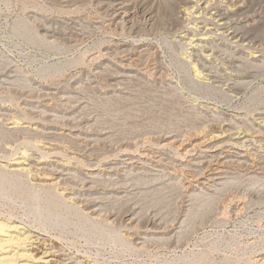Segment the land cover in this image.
<instances>
[{"label":"rangeland","instance_id":"rangeland-1","mask_svg":"<svg viewBox=\"0 0 264 264\" xmlns=\"http://www.w3.org/2000/svg\"><path fill=\"white\" fill-rule=\"evenodd\" d=\"M92 1L85 0L76 6L64 0H0V70L6 69L5 71H0L2 72L0 73V162L9 159L8 157H12L16 152L25 148L29 149L31 147L34 150L38 148L35 144H39V140L37 139L39 137L35 135V133L34 136H32L33 133H30L29 130L10 129L13 125L12 120L14 119L26 123L25 125H33L36 123L41 129L48 127L46 129L47 131L53 130L56 131V133L64 132L66 134L72 132L74 134V139L68 135L70 138L66 137V139L64 137L65 139H62L61 142L63 146L66 143L65 145L67 146L65 148L70 152H74L77 149V151H75L76 153H71L70 157L74 154L76 157L80 156V158L78 157L79 159L74 158V160L78 162L72 159L70 164L73 163V166L76 168H83L85 171L91 168L96 169L99 174L95 176L97 178H95L96 180L93 181V179L85 175V180H92L95 185L97 184L96 187H99H97V189L94 184L92 185L95 187L91 188V192L94 194L92 195L100 197L99 200L103 203V206L106 207V209H104L106 215L112 212L110 209H113L114 212L116 211L115 213H119L123 217L119 215L120 218L117 220H120L117 223H113L112 226H109L113 231L112 238H109L103 231L97 232L95 235H88L75 231L76 226L74 221L77 215H71V223L67 228L52 229L51 233L60 235V241L63 244L69 246L72 250L74 249L75 252L79 250V253H87L84 255H89L88 257H91V259L98 264H245L247 260H254L264 252V181H260L261 183H251L249 180L250 178L246 176V178L248 177L247 180L243 177L242 182L246 180L248 184H246V181H244L245 183H240V181L239 183H235L236 185L234 184L225 189H215L219 186L211 189L205 187L204 190H206V193H215V191H218V196L215 197L210 207L207 205H204L205 207L202 205L199 207L201 209V214L197 216L198 218L195 217L190 219L188 218L189 216H187V210L191 202L188 197H185L186 187L184 183L188 180H193L195 175L199 178L208 176L211 168L217 166L216 163H218L217 159L219 158L216 157L215 159L216 155L213 152H209V154L206 155V153L202 152L200 149L195 150V152L193 151L190 155L182 154V150H178L174 147H167L161 150L158 148L157 139L161 135L174 133L178 135L179 139L181 138L182 140L183 136L186 140L188 133H193L192 131L195 129L196 125L198 126L201 119L207 120L206 116H208V114H216L214 109H211L213 110L212 112L211 110L207 112V110L205 111V107L202 108L199 106V110L198 104L200 105L202 102V104L210 105L217 102L216 104L219 103L221 105V103L225 101L222 105L225 106L227 104L226 106L231 109L240 111L241 108L242 111L245 109V112H248L246 118L248 122H250L249 124L257 128V125L253 124L249 114H253V111H256L257 108L263 107L262 109L264 110V103L260 106L257 105L259 107L256 105L254 107L249 104L255 90L259 86L264 85V79L262 78L260 80L261 77H259L257 81L255 79L254 82L247 87L248 89L246 88L245 91L243 90L245 93L241 92L242 94H239V97L237 96L235 98L228 97V100L227 98L222 99L219 94H212L205 90L193 88L185 72L178 64V60L181 59L185 51H190V48L187 47L186 44L183 45L180 40L184 34V30L196 24L194 19L188 20L181 18L180 6L183 4V0H170V2L166 0L164 3H161L158 9L159 24L158 20L153 24L152 21L145 18L146 13L143 10L144 6L138 5V8H136L137 10H135V20H137L136 22L139 21L138 25L139 27L141 26L139 34L130 32L126 25H123L124 28L122 26L114 28L115 26L109 25L107 20L108 13L102 10L103 13L99 9L96 1ZM200 1L203 3L206 0ZM209 1L219 4V2L224 3V1L227 0ZM231 1L233 3L236 0ZM244 1L249 7H247L249 10L247 14L254 15L255 13L256 15H264V9L259 6L262 0ZM200 11H202V9ZM204 12L202 11L201 14L202 17H205L202 18V22L198 23L197 27L206 23V20L209 19L206 17L211 16L210 14L212 11ZM234 17H236V20L238 18L240 20L241 18V16ZM19 19H24L29 24L31 23L30 25L40 34V27L45 24L55 30L61 31L64 36L57 39L58 43H56L57 47L55 48L48 47L45 43H30L22 35L14 32L15 23H17ZM163 21L167 23L165 24ZM257 24H260V22ZM204 30V28L200 27L196 33L205 32ZM213 34L214 33L209 34L212 39L209 47L211 51L215 47L216 49L212 51L215 53L211 56L212 58L205 59V61L209 67L215 65L218 67V64L222 65L224 58L236 57L234 52L236 48L230 43V40L227 42V37H222V35H218V33H215L214 36ZM64 37L65 39H63ZM43 38L47 39L48 37L44 36ZM76 38L77 40H75ZM217 38H219V40ZM128 39L130 41L136 39L139 40L140 43L143 41L142 43L149 44L150 48L148 47V50H146L148 52H143L141 54V59L140 56H138L139 61H137L138 59L131 62H129V60H121L128 58L130 55L121 52L116 47L115 42L129 41ZM184 40L186 41V39ZM106 47L111 48L109 52L104 50ZM253 47V50H258L259 48V51L262 50L261 52L264 53V38L261 39L257 37L253 42ZM217 49H219L218 52L216 51ZM228 52H231V55H229L230 53ZM227 54L228 56H226ZM57 57L68 59L71 63L69 62L64 65L60 71H53L46 74L42 73L44 66L56 61ZM120 60L122 63H131V69H135L139 71V73H133L132 76L120 78V72L117 71L120 70ZM135 62L139 64H135ZM216 62L218 64H216ZM217 67L211 69L216 70ZM221 68L223 67H218L219 70L217 69L216 71L221 73L222 77L225 78H222V80L224 79V81H227L226 78H229V76L227 72L225 73V70ZM22 74L25 75V77L27 76V80L30 83L27 87L19 85L18 83L17 76ZM46 87L50 89H44ZM219 89L228 91L226 87ZM50 93L52 95H50ZM228 93L230 92L228 91ZM260 95L264 98V91L260 92ZM246 105L248 108H246ZM255 111L254 115H256L258 110L256 113ZM204 116L206 119H204ZM210 127L215 129L216 132L218 131L215 125H210ZM261 127H259V129L263 131L260 133L263 138H261V136L258 137V140L255 141L257 145L253 141L251 145V141L246 142L244 147H242V144L236 143L233 149L238 147L240 151L247 154L246 159L248 158L251 164L253 163L256 166H261L262 168L260 171H264V162H261L264 159L262 158L264 157V125ZM59 128H61L62 131ZM28 132L31 136H29L30 134H28ZM98 132L107 135L108 138L100 141L92 140L96 139V136L99 134ZM257 134L259 135V132L254 135ZM78 136L79 138L77 139L76 137ZM211 137L212 135H208L200 140L204 142L207 141L206 143H208L212 141ZM33 138H36V143ZM130 138L131 142L133 141L134 144L130 149V154L134 153V155H137L145 149H151L153 151L152 153L149 152L147 159H145L146 157L144 158L148 163L145 167L135 168V165L125 163L121 160L124 157L121 143L130 142ZM260 140H262L263 144H260ZM118 141L121 143H118ZM32 143L35 144L33 145ZM78 143H80V146ZM77 147H80V150ZM187 148H192V145H188ZM227 148L229 147L226 146L225 149ZM256 150L260 153H256ZM84 151L86 155L83 153ZM212 153L214 155H212ZM180 154L183 158L179 156ZM194 156H198L199 158L197 159L200 161L196 167L188 162V160ZM62 157L64 158L65 156ZM175 157H177V159L180 158V160L184 162V165H179ZM257 158L259 160H257ZM64 159L65 163L70 160H68V156ZM254 160L256 161L255 163L253 162ZM108 162L117 163L115 169L111 172H105L103 170L104 164ZM79 164H81V167ZM226 164H228L227 167H229V171L232 167H241L240 165L237 166L238 164L236 161L234 164L231 161ZM88 165L90 166L88 167ZM118 166L119 169H117ZM132 167L134 169H132ZM186 167L189 169H186ZM200 168H202L200 172L201 175L199 173L201 170ZM202 172L205 173L202 174ZM184 175H186L185 178ZM197 176L196 178H198ZM79 178L80 177H78V180L76 178V180L79 181ZM101 178H103V180ZM111 179L114 182H112ZM195 179L193 181H195ZM173 182L179 187L177 191H173L170 188L174 193L167 188L170 184L172 185ZM158 186L160 191L164 190L165 193L166 190V193H169L171 198L168 196L170 199L167 200L169 201L166 200L162 203L154 202L151 204L149 203V205L148 200L151 198V194L158 189ZM104 188H106V190H104ZM104 192L112 198H109ZM114 195L122 197H114ZM103 198H106V200ZM26 199L25 195L2 192L0 189V216H13L19 220L21 218V220H23L24 218V222L34 224L31 221H34L35 218L29 215ZM107 204L109 205L107 206ZM132 207L133 210L137 212L139 222L135 225V228H132V230L130 229L133 238L131 239L132 244L129 245L115 241L114 237L118 233L117 231H119V233H126L127 229L125 227L127 226L125 218L128 213L133 211ZM155 220L157 224L159 223L158 221H160L158 224L159 226L151 228V223ZM188 220L192 221L190 222ZM188 222L192 224H187ZM149 228L150 230H148ZM143 236L144 238H140ZM137 241H140L143 245L140 243L138 246L134 244ZM143 241L146 242L143 243Z\"/></svg>","mask_w":264,"mask_h":264},{"label":"bare ground","instance_id":"bare-ground-1","mask_svg":"<svg viewBox=\"0 0 264 264\" xmlns=\"http://www.w3.org/2000/svg\"><path fill=\"white\" fill-rule=\"evenodd\" d=\"M64 1L77 6V4H80L85 0H64ZM90 1H92V0H90ZM95 1H96L97 5L99 6V9L101 11L104 10L105 13L106 12L108 13V16H107L108 19L107 20L109 22V25H113V27L115 26L114 28H118L120 26L123 27V25H126L128 27V29L130 30V32H132L134 34H139V32L141 30L140 29L141 26L139 27V25H138L139 21L136 22L137 20H135L136 19L135 18V10H137L136 8H138V5L144 6L143 10L146 13L145 18H148V20L152 21L154 24L158 20L159 6L161 3H164L166 0H95ZM169 2H170V0H169ZM173 3H176V2H173ZM166 6H167V4H166ZM259 6H261V8L264 9V0H262L261 4ZM78 7H79V5H78ZM247 7H248V5L245 4L244 0H236L233 3L231 0H227V1H224V3L219 2V4L218 3L217 4L211 3V1H209V0H206L203 3L200 0H183V4L180 6L181 18L182 19H188V20L194 19L196 24L189 26L187 29L184 30V34L182 35V38L180 40H181V43H183V45L186 44L187 47L190 48L189 49L190 51H188V52L185 51V53L183 54L181 59L178 60V64H179L180 68H182V70L185 72L186 77L188 78V81L193 88L198 89V90H205V91L212 93V94H219L222 99L227 98V100H228V97H231V98L232 97L235 98L237 96L239 97V94H242L241 92H244L245 89L249 85H251L255 79H256V81L259 77H261L260 80L262 78L264 79V53L261 52L262 50L259 51V48H258V50L252 49L255 47V46L253 47V42L257 37L261 38V39L264 38V15H262V14L256 15L255 13H254V15H249V14H247V12L249 11L247 9ZM70 8H71V6H70ZM201 9L203 12L204 11H206V12L212 11V12L210 14L211 16L206 17V18H209L208 20H206V23L204 22L205 24H202L199 27H197L198 23H201L202 18L205 17V16L202 17V14H201L202 11H200ZM172 10H174V9H172ZM234 16H237V17L241 16V18H240V20H239V18L236 20L235 19L236 17H234ZM242 17H243V19H242ZM259 22H260V24H257ZM159 23H160V21L158 20V24ZM163 23H165V22L163 21ZM30 24L24 19H19V21L17 23H15V26H14V32L22 35L30 43H41V44L45 43L48 47L55 48V47H57L56 43H58L57 39L62 38L64 36L61 33V31L55 30L54 28L47 26L45 24L44 25L40 24L41 25L40 32H41L42 36L50 38V39H48V38L45 39ZM200 27L204 28L205 32L202 31V33H199V32L196 33V31H198V28L200 29ZM210 33H214V34L218 33V35H222V37L223 36H225V38L227 37L228 38L227 42H229V40H230L231 41L230 43H232V45L235 46V48H236L235 51L232 49L235 52V55H236L235 58H224L222 65L218 64L216 62V64H218L219 68L223 67L221 69H224L225 73L227 72L229 78H226L227 79V81L225 80L226 82L224 81L225 78L222 77V74L216 71L218 69V67L216 65L213 66L214 68L217 67L216 70H213V69H211L213 67L211 65H210L211 67H209L205 61V59H209L215 53V52L213 53L212 51L216 49L214 47V49H212V51L210 50L209 44L212 41L211 36H209ZM141 34H142V32H141ZM214 34H213V36H214ZM63 39H65V37ZM66 39H67V36H66ZM184 39H186V41ZM217 39L219 40V38H217ZM75 40H77V38ZM142 42L140 43L139 40H136V39H134V40L132 39L131 41L130 40L129 41H116L115 42L116 47L121 52L126 53L127 55H130L128 58L121 59V60L122 61L129 60V62H131V61H135V59H138L137 61H139L138 56H140V59H141V54L143 52H145L146 50H148V47H149L148 43H142ZM216 45H217V43H216ZM110 49L111 48L106 47L104 50L109 52ZM220 49H221V47H220ZM218 50L219 49H217L216 51L218 52ZM222 50H223V48H222ZM146 52H148V51H146ZM217 52H216V54H217ZM221 52H224V51H221ZM225 53H227V52H225ZM228 53H230L229 55H231V52H228ZM233 54H232V56H233ZM226 56H228V54ZM232 56H230V57H232ZM148 57H149V55H148ZM122 61H121L120 67H119L120 70H117L120 72V78L132 76L133 73H139V71H136L135 69L134 70L131 69V67H130L131 63H129V64H127L126 62L122 63ZM69 62H70V60H68V59H62L60 57H57L56 61L48 63L44 66V68L42 69V73L46 74V73H50L53 71H58V70L60 71V69H62V67L64 65L68 64ZM5 63L8 64L7 62H5ZM136 63H138V62H135V64ZM143 63H144V61H143ZM219 65H221V66H219ZM7 67H8V65H7ZM1 70H4V69H1ZM221 72H222V70H221ZM0 73H2V72H0ZM22 73H24V72H22ZM14 74H16V73H14ZM144 74H145V72H144ZM163 74H165V73H163ZM17 77H18L17 80H18L19 85H23V86L27 87L30 84L27 80V76L25 77V75L22 74V75L17 76ZM158 77H159V75H158ZM163 78H164V76H163ZM222 78H224V79L222 80ZM223 87H226L230 93H228V91H224V90L219 89V88H223ZM44 89H50V88L46 87ZM25 90H26V88H25ZM263 91H264V85L259 86L255 90V92L253 91L254 93L252 94L251 101H250L249 105H252L254 107H255V105L256 106L262 105V103H264V98H263V96L260 95V92H263ZM44 93H47V92H44ZM50 95H52V94L50 93ZM55 95H57V94H55ZM209 100H211V99H209ZM229 100H230V98H229ZM206 101H208V100H206ZM232 102H233V100H232ZM202 103L200 105L197 103L198 109L200 107H202V108L205 107V111L207 110V112H210L211 109H214L215 110L214 112H216V114L210 113V114H208V116L205 115L207 117V120L201 119V121H199L198 126L196 125L195 129L192 131L193 133H190V134L188 133L186 140L183 138V136H182V140H181V138L179 139L178 135H175L174 133L173 134L170 133L169 135H161L157 139L158 148L161 150L164 148L166 149L167 147H174L178 150H182V154L190 155L193 151L195 152V150L200 149L202 152L206 153V155L209 154V152H213L216 155L215 159H216V157L219 158V159H217L218 160V163H216L217 166L211 168V171H210L208 176H204V177L199 178L197 175H195L196 172L194 171L195 176H194L193 180L196 178V176L199 179L196 178L195 181L188 180L186 183H184V185L186 187L185 197H188L190 199V202H191V204L189 203L190 207L187 210V216H189L188 218H190V219H193L195 217L198 218L197 216L199 214H201V209L199 207L201 205L202 206L207 205L210 207V205L213 203L215 197L218 196L217 195L218 191H215V193H206V190H204L205 187L207 189H211L213 187L219 186V187H216L215 189H217V188L225 189V188L233 186L237 182L239 183L241 181L240 183H243L244 181L247 180L248 177L250 178L249 180L251 181V183L252 182H254V183L258 182L259 183L260 181H264V171L263 170L260 171V169L262 167L259 165L256 166L253 163L251 164V162H249L248 158L246 159L247 154H245V152L240 151V149L238 147H235V149H233L234 145L236 143H240V144H242V147H244L246 142L251 141L250 142V145H251L252 141L255 143V141L258 140V137L261 136L260 133H262L263 131H262V129H259V127L264 125V110L262 109L263 107L257 108V107H259V106H257L256 107L257 109L255 108L256 111L258 110L257 113L253 109L255 111L256 115H254V111H253V114H251V113L249 114V116H251V118H252L251 120L253 121V124L257 125V128H258L257 129V128H254V126L252 124H249L250 122H248V120L246 118L248 116V114H247L248 112H245V109L243 111H242V108H241V111L237 110V109H231V108L226 106L227 104L225 105L226 106L225 107L224 105H222L223 103H221V105H220L219 103L216 104L217 102L216 103L212 102L213 103L212 105L202 104ZM228 105H230V104H228ZM246 108H248L247 105H246ZM239 109H240V107H239ZM250 110H251V108H250ZM212 111L213 110H211V112ZM201 112H199V113H201ZM253 115H254V117H253ZM205 116H204V119H206ZM11 117H12V115H11ZM40 121H43V120H40ZM44 121H47V120H44ZM10 122H11V120H10ZM12 123H13V125L10 127L11 130H14V129L15 130L22 129L23 131L29 130L30 133L31 132L33 133L32 136H34V133H35V135H37L40 139L37 138L39 140L38 141L39 144H35L36 138L35 139L33 138L35 141L34 144L36 146H38V148L36 146H34L37 148V150H34L31 147L29 149L25 148L19 152H16V154L13 155L12 157L10 156L11 158L8 157L9 159H7V157L5 156L7 160L1 159L2 161L0 162V189L2 192H9V193L11 192L12 194H18L19 193L21 195H25V197L27 198L25 201L27 203L29 215H32L35 219H34V221L33 220L31 221L34 224H32V223L28 224V223L23 221L24 218H23V220H21L22 218L19 220L16 217L14 218L13 216H11V217L10 216L9 217L0 216V264H98L93 259H91V257H88L89 255L88 256L84 255L87 253H84V254L79 253L80 252L79 250H77L78 252H75L74 249L72 250L69 246L63 244L60 241V239H61V237H59L60 235L51 233L52 229H57V228L65 229V228H67V226L71 223V220H70L71 215H77V218L74 221L75 226H76L75 231L82 232V233L88 234V235H95L97 232L103 231V232H105V234L109 238H112L111 236L113 235V231L109 228V226H112L113 223H115V222L117 223L120 220V219L119 220H117V219L120 218V216H122V215H120L119 213H115L116 211L114 212L113 209H110L109 207H107V208L112 210V212H110V214L107 213L108 215H106L104 213V209H106V207L103 206V203H101V201L99 200L100 197L93 196L94 194H93V192H91V190H92L91 188L94 186L96 187V185H97V184L95 185V183H93V181L97 179L95 176L98 174V171L96 169H92V168L88 169V171L87 170L85 171L83 168H79V167L76 168L75 166L72 165L73 163L70 164L72 162V159L74 160V158H76V159L78 157L80 158V156L76 157L74 154V155H72V157H70L71 153L73 154L75 151H77V149L74 152H70V151H68L67 148H65L67 146V145H65L66 143L63 146V144L61 142H62V139H65L66 137L68 138L69 137L68 135H70V137H72L74 139V134L72 132H69L66 134L64 132L56 133V131H53V130L47 131L46 129L48 127L41 129V127L37 126L38 124H36V123L33 124L32 122L31 123L33 125H25L26 123H22L20 120H17V119L12 120ZM44 124H46V123H44ZM210 125H215V128H218L219 132L218 131L216 132V130L213 129L214 127L212 126L213 128H211ZM52 127H53V125H52ZM59 129L61 130V128H59ZM29 132H28V134H30ZM257 132H259V135L258 134L254 135ZM100 133L98 134L99 136L98 135L96 136V139H92V140H99L100 141V140H106V138H108L107 135H103ZM166 133H167V131H166ZM182 133H180V134H182ZM25 134H26V132H25ZM92 134H94V133H92ZM208 135H212V137H211L212 141L211 142L206 143L207 141L204 142V141L200 140L201 138L203 139V137H206ZM29 136H31V134ZM111 137H109V138H111ZM127 137H129V136H127ZM76 138L78 139L79 136ZM124 138H126V137H124ZM261 138H263V137L261 136ZM232 140H234L235 142ZM260 141H261L260 142V144H261L262 140H260ZM65 142H67V141H65ZM75 143H76V141H75ZM93 143H94V141H93ZM118 143H121V142L118 141ZM211 143H212V145H211ZM30 144H31V142H30ZM78 144L80 146V143H78ZM188 145H192V148H187ZM132 146H134V144H133V141L131 142V138H130V142L128 141L127 143H121V148L123 150L122 152H124V157L121 160L125 163L135 165L134 166L135 168L145 167L148 164L145 159H147L149 152L152 153L153 151L151 149H145L142 152H139L137 155H134V153L130 154V149L132 148ZM226 146L229 148L225 149ZM247 147H248V144H247ZM84 148H86V147H84ZM78 149L80 150V147ZM133 151H131V152H133ZM256 151L255 152L258 153V150H256ZM158 152H160V151H158ZM248 152H249V150H248ZM83 153L85 154V151ZM213 153H212V155H214ZM249 155H250V153H249ZM253 155H254V153H253ZM62 156H65V157L68 156V160L70 159L69 160L70 162L67 161V163H65L64 162L65 157L63 158ZM179 156H181V154ZM177 157H175V158L177 159ZM197 158H199V157L194 156L190 160H188V159L187 160L189 163L195 165V167H196L200 162V161H198ZM262 158H264V157H262ZM176 159H174V160H176ZM86 160H87V158H86ZM257 160H259V159L257 158ZM74 161H76V160H74ZM176 161H177V163L179 162V165H181V166L184 165V162L182 160H180V158H178ZM185 161H186V159H185ZM209 161H210V159H209ZM230 161L233 164L236 161L238 164L237 166L240 165L241 167H238V168L232 167L231 170L229 171L228 170L229 167H227L228 164H226V163H229ZM76 162H78V161H76ZM253 162L255 163L256 161L254 160ZM261 162H264V159ZM116 164H117L116 162L105 163L103 166V170L105 172L106 171L111 172L115 169ZM191 164H189V165H191ZM80 165L81 164H79V166ZM230 165H232V164H230ZM89 166L90 165H88V167ZM206 166H208V165H206ZM85 167H87V166H85ZM91 167H93V166H91ZM204 168H206V167H204ZM117 169H119V166L117 167ZM132 169H134V168L132 167ZM181 169H183V168H181ZM186 169H189V168L186 167ZM194 169H196V168H194ZM200 169L201 170L199 171V173L202 171V168H200ZM99 171H101V170H99ZM204 173L202 172V174H204ZM225 174H227V175H225ZM85 175L88 178L93 179V181L92 180L91 181L85 180ZM200 175H201V173H200ZM185 176L186 175H184V178H185ZM246 176H248V177L246 178ZM78 177H80L79 181H77ZM243 177L246 178V180H244L242 182ZM76 178H77V180H76ZM188 178H190V177H188ZM101 179L103 180V178H101ZM182 179H183V177H182ZM102 180H100V181H102ZM111 181H112V179H111ZM179 181H181V180H179ZM24 182H26V183H24ZM108 182H109V180H108ZM112 182H114V181H112ZM120 183H122V182H120ZM93 184H94V186H92ZM246 184H248V182ZM101 186H103V185H101ZM181 186H182V183H181ZM112 188H114V187H112ZM167 188H169V190L171 188L173 191L174 190L177 191L179 187L177 186V184H175V182H173V184L172 185L170 184ZM180 189H181V187H180ZM220 189H219V192H220ZM104 190H106V188H104ZM157 190H155L156 192L154 191L151 194V198L148 200V204L149 203L151 204L154 202H161L162 203V202L166 201L167 199L171 198L169 193L168 194L166 193V190H165V193H164V190L160 191L159 186H158ZM172 190H170V191L173 192ZM114 191H116V190H114ZM150 191H151V189H150ZM204 191H205V193H204ZM97 193H98V191H97ZM104 194H106V192H104ZM116 196L117 195H114V197H116ZM168 196H170V198H168ZM117 197H119V196H117ZM120 197H122V196H120ZM103 199L106 200V198H103ZM173 199H174V197H173ZM101 200H102V198H101ZM108 200H110V199H108ZM167 201H169V200H167ZM109 204H110V202H109ZM109 204H107V206ZM164 208H165V206H164ZM132 210H133V207H132ZM139 213H140V211H139ZM168 213H169V211H168ZM121 214H123V213H121ZM125 220H126V226H127V227H125L127 229V230L125 229L126 233H122V232L119 233V231H117L118 233L115 235L114 240L131 245L132 244L131 239L133 237L131 234L132 232H130V229L132 230V228H135V225L138 224V222H139V217L137 215L136 210H133L131 213H128ZM188 221H190V220H188ZM194 221H195V219H194ZM158 222L160 223V221H158ZM141 223H142V221H141ZM158 224L156 223V220H155L154 222L151 223V228L152 227H155V228L158 227L159 226ZM187 224H192V223L188 222ZM147 228H148V226H147ZM145 230H146V228H145ZM148 230H150V228ZM153 231H154V229H153ZM140 238H144V236L140 237ZM140 241H137L138 243L136 242L134 244H136L138 246L139 243L141 244ZM145 242L143 241V243H145ZM141 245H143V244H141ZM41 247H42V249H41ZM245 264H264V252L260 256L255 258L254 260H250V261L247 260L245 262Z\"/></svg>","mask_w":264,"mask_h":264}]
</instances>
